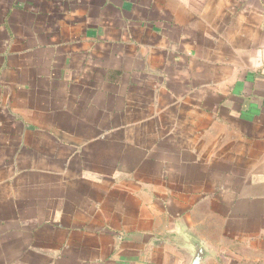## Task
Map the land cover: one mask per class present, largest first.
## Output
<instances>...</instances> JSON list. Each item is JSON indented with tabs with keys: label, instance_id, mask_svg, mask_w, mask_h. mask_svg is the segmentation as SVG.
I'll use <instances>...</instances> for the list:
<instances>
[{
	"label": "crops",
	"instance_id": "0c3cea01",
	"mask_svg": "<svg viewBox=\"0 0 264 264\" xmlns=\"http://www.w3.org/2000/svg\"><path fill=\"white\" fill-rule=\"evenodd\" d=\"M264 264V0H0V264Z\"/></svg>",
	"mask_w": 264,
	"mask_h": 264
},
{
	"label": "water",
	"instance_id": "95a60500",
	"mask_svg": "<svg viewBox=\"0 0 264 264\" xmlns=\"http://www.w3.org/2000/svg\"><path fill=\"white\" fill-rule=\"evenodd\" d=\"M206 256L205 249L198 243L194 246V253L188 264H202Z\"/></svg>",
	"mask_w": 264,
	"mask_h": 264
}]
</instances>
